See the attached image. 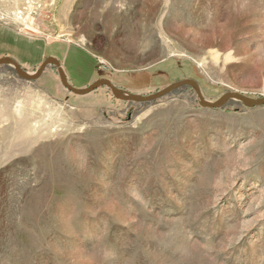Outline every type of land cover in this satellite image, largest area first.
I'll return each mask as SVG.
<instances>
[{"label": "rangeland", "instance_id": "374dc122", "mask_svg": "<svg viewBox=\"0 0 264 264\" xmlns=\"http://www.w3.org/2000/svg\"><path fill=\"white\" fill-rule=\"evenodd\" d=\"M6 56L114 92L0 64V264H264V0H0Z\"/></svg>", "mask_w": 264, "mask_h": 264}, {"label": "water", "instance_id": "95a60500", "mask_svg": "<svg viewBox=\"0 0 264 264\" xmlns=\"http://www.w3.org/2000/svg\"><path fill=\"white\" fill-rule=\"evenodd\" d=\"M9 62L11 63L12 65H14V67L17 69L18 73L26 78V79H37L39 78L44 69L46 68V66L50 65V64H55V66L57 67V71H58V74H59V77H60V80L62 81V84L68 89L70 90L72 93L74 94H77V95H84V94H87V93H90L91 91L95 90L97 87L99 86H102V85H107L108 87L111 88V90L114 92V87L113 85L110 83L109 80L107 79H102V80H99L97 82H94L93 84H91L90 86H88L86 89L84 90H79V89H75L74 87H72L71 85H69L66 81H65V77L63 75V71H62V68L60 66V63L59 61L56 59V58H53V57H49L47 59H45L43 61V63L39 66L37 72L33 75H29L25 72V69H23L17 62H15L13 59L11 58H8L7 56L6 57H3V58H0V64L3 63V62ZM184 84H187V85H192L196 88L197 90V93H198V96L201 100L202 103L204 104H207V105H210V106H215V107H218L220 106L225 97H223V99L220 100V102L218 103H215V104H208L201 96L200 92H199V89H198V86L196 84V82L192 81V80H183V81H178L176 83H173V84H170L169 86H167L166 88H164L163 90H161L159 93L157 94H154V95H150V96H147V97H140V96H137V95H131L129 98H132V99H141V100H147V101H150V100H155L159 97H162L163 95H165L166 93H168L169 91H171L172 89L178 87V86H181V85H184ZM233 94H235L237 97L241 98L242 100L244 101H247V102H250L252 104H263L264 103V98L260 99V100H254V99H251V98H248L247 96L241 94V93H230L227 95V97H230L232 96Z\"/></svg>", "mask_w": 264, "mask_h": 264}]
</instances>
